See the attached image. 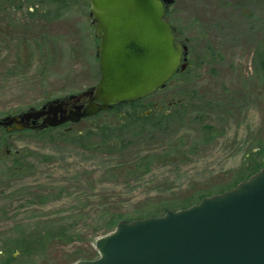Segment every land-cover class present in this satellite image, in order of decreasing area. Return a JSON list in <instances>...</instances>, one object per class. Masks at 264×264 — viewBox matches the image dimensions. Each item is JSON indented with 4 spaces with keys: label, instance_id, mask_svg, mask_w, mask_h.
Returning a JSON list of instances; mask_svg holds the SVG:
<instances>
[{
    "label": "rangeland",
    "instance_id": "374dc122",
    "mask_svg": "<svg viewBox=\"0 0 264 264\" xmlns=\"http://www.w3.org/2000/svg\"><path fill=\"white\" fill-rule=\"evenodd\" d=\"M88 12V0H0V117L98 82ZM166 18L191 47L187 68L142 101V114H178L166 129L120 132L125 113L109 110L43 134L0 127V264L97 257L103 206L180 209L264 160V0H175ZM67 224L70 242L40 247V234Z\"/></svg>",
    "mask_w": 264,
    "mask_h": 264
},
{
    "label": "water",
    "instance_id": "95a60500",
    "mask_svg": "<svg viewBox=\"0 0 264 264\" xmlns=\"http://www.w3.org/2000/svg\"><path fill=\"white\" fill-rule=\"evenodd\" d=\"M88 1L99 81L0 117L7 132L79 122L150 96L187 68L189 48L165 18L175 0ZM95 248L97 257L72 264H264V167L188 207L122 219Z\"/></svg>",
    "mask_w": 264,
    "mask_h": 264
},
{
    "label": "trees",
    "instance_id": "16d2710c",
    "mask_svg": "<svg viewBox=\"0 0 264 264\" xmlns=\"http://www.w3.org/2000/svg\"><path fill=\"white\" fill-rule=\"evenodd\" d=\"M89 13V12H88ZM168 15V12L166 14V17ZM167 19V18H166ZM260 69L262 70V72H264V52L261 53L260 56ZM142 101L143 99L137 100V101H132V102H124V103H120L117 106H115L113 109L109 110V111H115L118 113H122V111L125 113V121L120 124V126L118 127L117 130L121 131H136L138 130L139 132H142L146 127H150V128H156V130H164L166 129L167 126H169V123L172 121V117L178 116V114L175 112V114H171V113H150V114H142L141 112H143V110L141 109L142 106ZM174 118V119H175ZM173 119V120H174ZM168 124V125H167ZM59 128V127H57ZM53 128H48V129H42V130H37L38 132H40V134L46 133L49 130H51ZM101 133L103 135V142H110L113 138V135L111 134V132L108 131L107 128H101ZM82 139L79 138L78 142H80ZM264 167V160H260V161H256L253 160L251 161L248 165L245 166L244 168V173L240 174L233 182L229 183L228 185L224 186V187H220L215 191H207V192H201L198 195H196V197L194 198V200H190V201H183L180 205L181 208L184 207H188L192 204H195L197 202H199L203 197L205 196H209L215 193H220L223 192L227 189L233 188L235 186L238 185V183H240L241 181L247 180L251 175L255 174L256 172H258L261 168ZM17 167L15 166L14 169H16ZM138 167H135L134 170H137ZM106 203H104L105 205ZM174 205L171 206H163V208L161 209V211L158 212H148L146 214H139V215H123V214H116L113 211H111L107 206H103V209L100 212V215L98 216L99 220L102 222V225L97 228L96 231H94V233L90 234L91 240L93 242L96 241L98 236L101 235H105L107 233H109L110 231H112L117 223L119 221H121L122 219H128V220H132V219H136V218H143V217H147L150 215H157L156 213L161 212L162 214L165 213L167 210L173 208ZM77 220V216L73 217V219ZM72 219V220H73ZM73 223H75L76 221H72ZM71 225V224H70ZM69 224H67V226H65V228L61 227L59 229H49V232L47 234H40V238L41 242H40V247H45L48 243H52L54 241H61V240H72L74 238V232L73 229L70 227ZM22 228V227H21ZM24 226V230H25ZM70 233H69V232ZM68 241V242H70ZM18 248H20V250L23 253H27L26 250H32L31 246H28L24 241H18ZM34 250V249H33ZM84 254H79V256H83ZM81 257H77V259H75L73 262L79 260V259H87V258H94V257H86V258H81ZM70 262V263H73ZM68 263V264H70Z\"/></svg>",
    "mask_w": 264,
    "mask_h": 264
},
{
    "label": "flooded vegetation",
    "instance_id": "af4514ba",
    "mask_svg": "<svg viewBox=\"0 0 264 264\" xmlns=\"http://www.w3.org/2000/svg\"><path fill=\"white\" fill-rule=\"evenodd\" d=\"M171 23V22H170ZM172 25H173V30H174V34H175V37H176V40L177 41H180L181 43H183V44H185V45H187L188 46V44H187V41H184L179 35H178V28L173 24V23H171ZM188 48H189V53H191V47H189L188 46ZM178 73V72H177ZM71 106H69V108H70ZM70 123H66V124H64L63 125V127H67L68 125H69ZM4 128V127H3ZM8 152H10L9 150H8Z\"/></svg>",
    "mask_w": 264,
    "mask_h": 264
}]
</instances>
